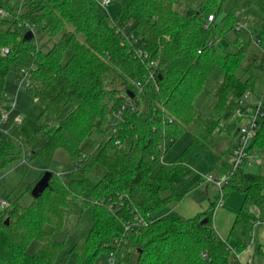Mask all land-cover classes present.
<instances>
[{"label":"trees","instance_id":"trees-1","mask_svg":"<svg viewBox=\"0 0 264 264\" xmlns=\"http://www.w3.org/2000/svg\"><path fill=\"white\" fill-rule=\"evenodd\" d=\"M227 1L117 0L119 11L111 20L97 0H27L19 10V0L12 5L0 0L10 14L0 19V103L6 75L13 72L18 79L26 70L27 92L40 110L35 131L23 135L13 126L0 133V171L25 156L48 166L57 150L72 163L69 171L51 174L38 198L30 191L42 174L5 195L9 208L0 216V264H53L61 245L51 235L63 229L73 201L92 211L86 237L72 248L74 264H93L110 251L118 264H238L232 250H245L263 221L264 172L247 171L243 164L223 185L243 195L230 242L213 229L214 203L190 218L166 212L190 191H180L192 176L185 153L197 145L209 149L232 102L255 85V75H237L250 40H241L234 26L238 14L247 18L258 10L260 23L249 31L264 43V0H237L239 13L223 15ZM20 23L59 38L42 52L33 37L24 39L28 30ZM229 33L236 36L220 51L218 42ZM66 51L70 56L63 62ZM138 52L147 57L137 58ZM150 71L154 78L144 83ZM217 71L212 103L199 110L195 100ZM125 94L132 97L130 106L124 105ZM189 127L192 139L185 152L171 164L160 163ZM263 149L264 119L249 150ZM95 166L104 172L91 182L88 174ZM137 219L146 224L136 225ZM127 223L133 228L125 229ZM33 240L40 247L29 255Z\"/></svg>","mask_w":264,"mask_h":264},{"label":"rangeland","instance_id":"rangeland-1","mask_svg":"<svg viewBox=\"0 0 264 264\" xmlns=\"http://www.w3.org/2000/svg\"><path fill=\"white\" fill-rule=\"evenodd\" d=\"M27 1V0H26ZM25 1V2H26ZM11 4V1L9 3ZM237 0H228L225 3L224 8L222 9V14L235 13L238 14L237 10ZM14 7V6H13ZM119 3L117 0H111L109 5L104 9V12L109 16L111 20H114L119 11ZM221 16V15H220ZM219 17V16H218ZM239 20L246 22V28H242L239 31V36L241 40L245 42H250L246 48V57L244 59L242 70L237 72L241 78H246L249 74L255 75V85L251 91L256 96L262 94L264 90V70L263 65L260 64L263 59L262 49L257 47L255 44L254 37L251 36L249 28L250 25L260 23V12L256 9H252L250 14L247 16L239 14ZM219 19V18H218ZM207 20L209 21L208 17ZM236 21V23L238 22ZM235 23V24H236ZM22 31L24 29L20 27ZM33 35V41L36 48L42 52H46L54 44V42L59 38L57 35L54 38H50L46 33L39 27H33L31 29ZM235 33H229L226 35L225 40H220L219 50H227L229 47L230 41L235 37ZM228 45V46H227ZM70 56V52L66 51L63 56V62ZM256 59L254 64L251 59ZM219 72H215L207 84L205 85V90L200 93V95L195 100L194 105L196 108L202 111H207L212 103V91L216 86V79H219ZM19 79V78H18ZM18 79L13 72H9L5 77L4 83V94L10 97L16 95V104L13 108H10L8 102L0 103V108L2 111L8 112V117L5 123H2L0 126V133L7 132L13 126L19 127L23 135H28L30 132L35 131L38 127L37 118L40 115L39 108L34 103V97L27 92V88L24 87L18 88ZM236 98L230 107V110L223 116L219 121L218 127L211 134V139L213 138V144L210 148H206L202 145H197L191 150L185 153V158L191 163V178L180 188V191L190 190L187 195L198 202V198H202L206 203L216 202L219 199V193L217 189L211 184L203 180L201 176L206 175H216L219 173L223 162L227 160V156L234 147L235 138H236V128L237 125L243 123L242 120H238L234 117L235 109L238 106L236 103ZM256 100L254 99L253 104ZM20 120V123H17L16 120ZM263 120L260 121V123ZM260 125V124H259ZM189 131L181 134L177 140L171 145V147L166 151L163 157H160L159 161L163 164H171L176 157L180 156L191 142V134ZM209 139V143H210ZM258 153L264 155V149L257 151ZM25 164V170L20 171L18 166L20 164ZM226 165V164H225ZM72 163L68 160L66 154L63 150H57L53 157L52 162L47 166L39 158L29 159L25 156V161L23 158L13 160L4 166L0 171V197L4 198L6 201L5 195L17 188H24L34 182L38 177L43 174L45 171H49L55 174H63L71 169ZM225 167V166H224ZM228 166L226 165V168ZM225 170V169H224ZM230 172V169H228ZM261 171L264 172V167H249L247 171ZM104 170L95 166L88 174V178L91 182H96L103 174ZM225 171L224 173H226ZM223 173V174H224ZM234 173V172H232ZM222 174V175H223ZM221 175V176H222ZM220 176V177H221ZM197 179L201 181L198 182ZM194 186L192 189L191 187ZM223 187V186H222ZM216 189V190H215ZM223 208L225 210H237L238 207L242 204L243 195L238 191H228L223 189ZM199 203V202H198ZM197 203V204H198ZM217 203V202H216ZM237 209H235V207ZM9 208V203L5 208H0V216L3 217L4 210L7 211ZM170 215L173 216H182L177 211L171 210L167 211ZM164 212H160L158 215ZM213 216V215H212ZM213 218V217H212ZM264 223V217L263 221ZM92 223V211L90 208H84L82 205L73 201L69 203L67 208V214L65 219V224L62 230L55 231L52 233L51 238L56 243L61 245V249L58 251L53 264H74L75 263V254L72 252V248L78 240H82L86 237L89 228ZM259 224V223H258ZM46 230L49 231V227H46ZM255 230V229H254ZM255 233V232H254ZM40 247L39 241L33 240L26 249V253L29 255L34 254ZM93 264H110L105 252L100 253ZM113 264H118V261H115Z\"/></svg>","mask_w":264,"mask_h":264},{"label":"built area","instance_id":"built-area-1","mask_svg":"<svg viewBox=\"0 0 264 264\" xmlns=\"http://www.w3.org/2000/svg\"><path fill=\"white\" fill-rule=\"evenodd\" d=\"M14 2L15 0H10ZM26 0H19L18 10L21 8V6L25 3ZM111 0H97L98 5L105 9L107 5ZM9 12L5 10L4 8L0 7V19H6L9 17ZM239 16V14H238ZM212 16H208V19L210 20ZM238 21L234 29L235 31H240L242 28H246V22ZM20 27H22L24 30H31L33 27L29 26L28 24H21ZM255 44L257 47L262 49L263 53V59H262V65L264 67V43H262L258 38H255ZM3 53L7 51V49L2 50ZM137 58L144 60L147 56L145 54H141L138 52L136 55ZM154 65V64H153ZM155 73L152 71L148 72L147 78L145 79L144 83L147 81H150L154 78ZM141 82H136L135 86L141 89L142 87ZM24 87L25 89L29 87V80L27 77V71L22 70L20 77L18 79V88ZM124 99V105L130 106L132 104V97L125 94L123 95ZM254 99L256 100L255 104H253ZM3 100L4 102H8V105L10 108H13L16 104V95L14 97H10L8 95H5L3 93ZM236 103L238 106L235 109L234 117L238 120H242L243 123L237 125L236 128V138L234 147L230 151V153L227 156V164L229 166L230 172L224 173L221 177H214L212 175H206L201 176L203 180L207 183H211L218 191L219 193V199L217 205H221L223 193H222V186L224 185L225 181L229 178V176L240 168L243 164L246 165L247 168L249 167H264V155L258 153L257 151H250V144L254 140L258 126L260 124V121L264 119V100L262 94L256 96L251 91H245V93L242 95V97L238 98L236 100ZM124 107V106H123ZM133 108V107H132ZM8 117V112L2 111L0 108V126L2 123H5L6 119ZM17 123H20V120H16ZM115 144H119L118 141L115 142ZM160 151H165V144L159 146ZM25 159H23V162ZM161 163H163L161 161ZM8 205V201H6L4 198L0 197V208H5ZM136 225H145L146 221L142 219H137ZM133 228V225L130 223H127L125 229H131ZM255 245L254 242V231L251 233V239L249 244L247 245V248H251ZM264 246V244H263ZM232 254L234 259L238 262V264H252L251 260L248 259L246 262H242L240 259V253H236L232 250ZM107 258L110 264H113L116 261V257L114 252L110 251L107 253Z\"/></svg>","mask_w":264,"mask_h":264},{"label":"crops","instance_id":"crops-1","mask_svg":"<svg viewBox=\"0 0 264 264\" xmlns=\"http://www.w3.org/2000/svg\"><path fill=\"white\" fill-rule=\"evenodd\" d=\"M227 160L223 162V165L218 174L214 177H220L225 171ZM228 165V164H227ZM225 166V167H224ZM259 168V167H258ZM225 169V170H224ZM216 190V189H215ZM198 202L192 201L189 195H186L179 203L172 205L168 211L174 210L177 211L182 217L190 218L198 213L205 211L212 202L206 203L202 198H198ZM218 203V201H216ZM216 202H213L214 208L211 218V223L215 233L219 238L230 242L229 239V230L234 219V210L229 211L223 208V200L221 205H217ZM198 203V204H197ZM238 206L235 207L237 209ZM240 207V206H239ZM238 207V208H239ZM254 242L255 245L251 248H247L240 253V259L242 262H246L248 259L251 260L252 264H264V223L260 222L255 226L254 230ZM258 247V249H257Z\"/></svg>","mask_w":264,"mask_h":264},{"label":"water","instance_id":"water-1","mask_svg":"<svg viewBox=\"0 0 264 264\" xmlns=\"http://www.w3.org/2000/svg\"><path fill=\"white\" fill-rule=\"evenodd\" d=\"M33 37L31 30H28L25 32L24 34V39L28 40L31 39ZM51 172L49 171H45L41 177L37 180V182L34 184V186L32 187L30 194L33 198H38L41 193L43 192V190L47 187L49 179L51 177ZM9 218L6 217L4 220V224H8ZM203 223L206 222V219L202 220Z\"/></svg>","mask_w":264,"mask_h":264}]
</instances>
